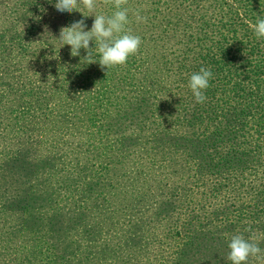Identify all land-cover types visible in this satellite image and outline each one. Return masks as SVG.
Wrapping results in <instances>:
<instances>
[{"label":"trees","instance_id":"1","mask_svg":"<svg viewBox=\"0 0 264 264\" xmlns=\"http://www.w3.org/2000/svg\"><path fill=\"white\" fill-rule=\"evenodd\" d=\"M147 1L155 14L137 23L132 13ZM37 2L56 0L33 10ZM256 3L264 0H129L128 27L142 43L107 72L86 64L83 49L72 57L60 48L62 27L84 19L88 30L94 17L12 14L20 23L6 32L19 43L0 45V61L22 51L28 36L16 31L38 15L39 44H55L53 58L39 55V77L21 73L0 91L18 99L13 111L37 107L41 125L35 143V127L20 124L23 142L0 108V168L8 170L0 174V264H231L235 234L264 252V40L252 28L264 14H254ZM201 67L213 75L196 103L187 85ZM35 153L33 180L7 175L32 170L37 163L19 158Z\"/></svg>","mask_w":264,"mask_h":264},{"label":"clouds","instance_id":"2","mask_svg":"<svg viewBox=\"0 0 264 264\" xmlns=\"http://www.w3.org/2000/svg\"><path fill=\"white\" fill-rule=\"evenodd\" d=\"M128 4L129 0H56L54 8L58 12L77 11L82 17H94L88 30L84 19L62 27L59 33L60 48L64 45L70 46L72 57L80 56V50L83 49L86 55L82 60L86 64L98 62L101 69L106 72L125 66L128 59L138 53L142 43L141 37L134 35L128 27L131 11ZM109 6L114 9L110 15L102 11L97 12L98 8ZM133 15L137 23L147 20L139 10ZM252 28L255 37L264 40V18H259ZM90 42L94 43V48L90 47ZM94 54L98 58H94ZM212 75L211 70L201 67L190 76L187 86L196 103H203L207 99L204 93L209 87ZM228 249L227 259L231 264H248L250 257L264 260V252L254 238L246 239L243 234L233 235L228 243Z\"/></svg>","mask_w":264,"mask_h":264},{"label":"rangeland","instance_id":"3","mask_svg":"<svg viewBox=\"0 0 264 264\" xmlns=\"http://www.w3.org/2000/svg\"><path fill=\"white\" fill-rule=\"evenodd\" d=\"M38 0H0V45H1V51L2 50H6L7 48L10 47V45L13 48H16L19 40L17 43L14 42V34L12 35L11 32H6V29L10 27V25L12 24V21L14 23V25L16 23H20L18 22V18L21 17V15H19L16 18H13L12 14H81L80 12L77 11H73L72 13H62V12H58L55 8H54V4L50 5V4H44L42 8H39V2H37L36 6L33 8H31V4H34L33 2H36ZM153 1V0H152ZM42 2V0H41ZM260 3V2H259ZM254 4V3H253ZM149 2H145L143 3L137 10L140 11V14H155V12L153 11L152 7H149ZM258 3H256L254 6L256 8V12H254V14H264V4H260L258 6ZM114 9L111 8V6L109 7H104L101 10H97V12H104L105 14H111V12ZM136 11V9H135ZM134 11V12H135ZM133 12V13H134ZM132 13V14H133ZM258 17H262V16H258ZM39 15L35 16L33 18L32 23H28L25 26H22V24H20L21 29L19 31H16V36H18L19 34H17V32H21V34H26V36H28V38L26 39V43L25 42H21V44H23V48L22 51H19L18 54H10L6 53L3 55L1 61H0V65L2 70L0 71V91H2L3 89L8 91V87L6 84L11 83V81H17L22 79V74L23 73V78L24 79H30L33 77H39V71L44 70V68H46V63H42V61H39V55L40 53H42V56L49 60L51 58L54 57V52H53V48L51 45L55 44L54 42H49L45 39L44 42H41V44H39V40H38V35H39ZM27 22V19L24 17V20L22 21ZM24 25V24H23ZM55 27H53L54 29ZM12 30V29H11ZM12 33H14V31H12ZM10 35L12 37V41L10 39ZM16 41V40H15ZM14 42V43H13ZM39 45H41L39 47ZM22 52V54H20ZM2 55V54H1ZM40 65V67H39ZM32 67V68H31ZM31 68V70H30ZM23 80V79H22ZM38 84V83H37ZM1 94V93H0ZM9 94V95H8ZM4 99H2L0 97V100L2 101V103H5V105H0V108H5V111L8 115V119H13L15 123H13V126H15L17 128V133H18V138H20L23 142H28L29 139H25V136L23 137H19L21 136L19 133V128H20V124L22 125L23 128L25 129H29V127H35V133L33 134V138H35L34 142L37 143L39 142V125H36V119H39V110H37V107H35V111L29 110V115H27L25 113V108H22L20 106H17L16 110H12L11 102L13 100H18L16 99V97L14 95H12L11 93H7L5 94V96H2ZM32 105V104H31ZM9 106V107H7ZM31 109V108H29ZM30 114H34L33 116L30 117ZM5 117L1 116L0 114V119H3ZM4 123H7L6 121H2ZM15 140L12 142L14 143ZM14 154L12 151H10V155ZM44 154V152L42 153L41 151H39V158L40 156ZM52 154V153H51ZM51 154H49L50 157ZM61 153H58V156ZM37 155V153L33 154L31 157L30 156H24V157H20L19 159H26V161L30 162V164H34L37 163V165H32L31 169L32 170H18V169H13V170H9L11 171V173L7 174L8 176H11L13 178L16 177V174H21L24 178L26 179H32L34 178V176H38L39 172H41L39 170V162H35L33 161L32 158H34ZM37 157V156H36ZM52 161V160H50ZM27 163V162H26ZM29 164V163H27ZM47 164H49L47 162ZM2 166V164H1ZM25 168H28V166H26ZM4 171L5 173H7L8 170H4L3 167L0 168V174L2 176H4ZM46 171V170H45ZM50 171L54 172L56 170H48L47 172L50 173ZM0 175V180H2V177Z\"/></svg>","mask_w":264,"mask_h":264}]
</instances>
